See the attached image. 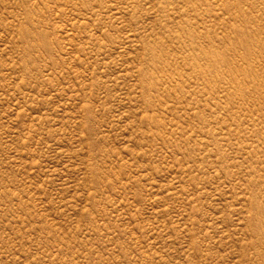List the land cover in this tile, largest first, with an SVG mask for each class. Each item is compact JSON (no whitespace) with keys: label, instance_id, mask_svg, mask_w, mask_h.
Here are the masks:
<instances>
[{"label":"rangeland","instance_id":"374dc122","mask_svg":"<svg viewBox=\"0 0 264 264\" xmlns=\"http://www.w3.org/2000/svg\"><path fill=\"white\" fill-rule=\"evenodd\" d=\"M0 264H264V0H0Z\"/></svg>","mask_w":264,"mask_h":264}]
</instances>
